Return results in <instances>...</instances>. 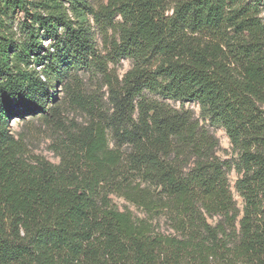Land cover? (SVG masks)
I'll list each match as a JSON object with an SVG mask.
<instances>
[{"label": "trees", "instance_id": "obj_1", "mask_svg": "<svg viewBox=\"0 0 264 264\" xmlns=\"http://www.w3.org/2000/svg\"><path fill=\"white\" fill-rule=\"evenodd\" d=\"M253 9L242 0H0V264H264V21ZM120 59L130 68L108 80ZM81 69L107 78L111 112L91 111L88 124L63 132L57 164L32 158L11 120L59 126L52 93L61 83L74 94ZM167 99L197 104L237 162L216 157L200 120ZM160 216L169 233L156 230Z\"/></svg>", "mask_w": 264, "mask_h": 264}, {"label": "rangeland", "instance_id": "obj_2", "mask_svg": "<svg viewBox=\"0 0 264 264\" xmlns=\"http://www.w3.org/2000/svg\"><path fill=\"white\" fill-rule=\"evenodd\" d=\"M179 0H168L169 6L172 7ZM249 8L253 9V13L264 21V0H242ZM169 8L167 13H170ZM21 13H17V17H21ZM17 21H15L16 25ZM48 41H45L46 44ZM104 54V52H102ZM131 63L126 59H120L116 64L108 63L107 72L109 73L108 80H111V70L120 79L122 75L130 68ZM77 90L74 94L65 95L61 91V83H56L57 89L53 91L54 97L59 98L60 120L59 126L46 125L39 116L27 117L24 120L17 118L11 120V129L14 132H20L28 144L30 156L41 157L48 162L57 164L59 157L53 148L56 147V141L61 136L63 138L66 130H76V128L85 126L91 121V116L94 110H101L108 115L111 112L109 104V85H107V78L100 75V73L91 70L81 69L77 71ZM163 101L158 96H151ZM62 98V99H61ZM170 106L175 109L190 110L195 118L200 120V123L209 131V133L216 139L217 145L215 147V156L222 161L228 162L230 165L237 162V154L233 151L230 141L223 128L212 125L207 119H203L199 106L193 102H185L181 104L179 101L167 99L165 100ZM102 114V113H100ZM61 138V139H62ZM228 183L236 203V207L242 209V199L234 189V183L237 178L234 167L227 173ZM112 203L120 210H128L134 218L146 217L143 210L135 205L126 202L123 198L116 195H111ZM214 220V219H213ZM213 220H209L213 222ZM156 230L162 233H169L170 228L168 222L163 216L154 219Z\"/></svg>", "mask_w": 264, "mask_h": 264}]
</instances>
